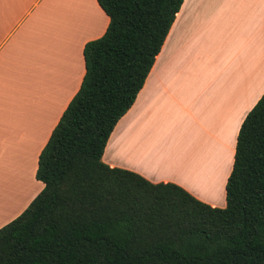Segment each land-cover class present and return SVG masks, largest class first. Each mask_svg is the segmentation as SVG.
I'll use <instances>...</instances> for the list:
<instances>
[{
	"label": "crops",
	"instance_id": "1",
	"mask_svg": "<svg viewBox=\"0 0 264 264\" xmlns=\"http://www.w3.org/2000/svg\"><path fill=\"white\" fill-rule=\"evenodd\" d=\"M107 23L96 0H0V227L42 188L38 153ZM263 92L264 0H182L101 160L223 207L240 122Z\"/></svg>",
	"mask_w": 264,
	"mask_h": 264
},
{
	"label": "trees",
	"instance_id": "2",
	"mask_svg": "<svg viewBox=\"0 0 264 264\" xmlns=\"http://www.w3.org/2000/svg\"><path fill=\"white\" fill-rule=\"evenodd\" d=\"M108 17L37 156L43 186L0 227V264H264V92L240 122L224 206L101 160L182 0H96Z\"/></svg>",
	"mask_w": 264,
	"mask_h": 264
},
{
	"label": "rangeland",
	"instance_id": "3",
	"mask_svg": "<svg viewBox=\"0 0 264 264\" xmlns=\"http://www.w3.org/2000/svg\"><path fill=\"white\" fill-rule=\"evenodd\" d=\"M224 163H225V164H224ZM224 166H225V167H226V166H228V167L230 166V164L228 163V160H227V161L225 160V162H223V168L225 169Z\"/></svg>",
	"mask_w": 264,
	"mask_h": 264
}]
</instances>
